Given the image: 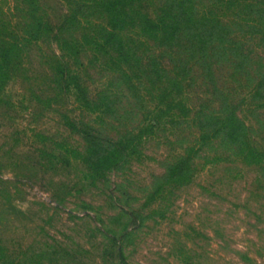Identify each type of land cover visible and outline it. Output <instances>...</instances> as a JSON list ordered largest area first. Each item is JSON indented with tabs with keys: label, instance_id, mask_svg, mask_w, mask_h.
Instances as JSON below:
<instances>
[{
	"label": "rangeland",
	"instance_id": "374dc122",
	"mask_svg": "<svg viewBox=\"0 0 264 264\" xmlns=\"http://www.w3.org/2000/svg\"><path fill=\"white\" fill-rule=\"evenodd\" d=\"M84 1L0 0V18L22 36L0 52V264H264V157L250 164L217 144L188 181L167 175L196 142V113L218 106L211 87L195 76L190 119H156L150 82L131 91L89 45L65 50L63 38L80 36L63 26L78 3L102 20ZM248 48L264 64V45ZM217 75L264 153L260 78L227 66ZM82 124L103 144L125 137L123 166L86 164Z\"/></svg>",
	"mask_w": 264,
	"mask_h": 264
},
{
	"label": "trees",
	"instance_id": "16d2710c",
	"mask_svg": "<svg viewBox=\"0 0 264 264\" xmlns=\"http://www.w3.org/2000/svg\"><path fill=\"white\" fill-rule=\"evenodd\" d=\"M84 2L89 3V10L102 9V20L80 15L83 2L78 3L79 8L66 16L63 26L69 25L72 32L80 31V36L72 34L70 38H63L65 50L71 53L82 48V43L89 45L96 55L109 58L131 91L137 82H150L158 101L154 109L156 119H190L193 109L185 95L195 76L211 87L218 106L202 107L196 113L193 119L198 129L196 142L168 167L167 175L188 181L195 159L217 144H226L230 151L250 164L262 161L264 153L249 143L248 125L240 116L232 94L217 82V74L223 66L248 75L253 70L260 78L253 93L256 91L264 97V64L255 63L248 48L252 40L264 45V0ZM28 28L27 35L37 31L32 25ZM19 33L0 18V52L15 49L22 38ZM72 76L77 75L67 78ZM61 77L65 78L66 74ZM78 83L81 88V80ZM82 125L86 127L80 130L87 145L86 164H106L108 168L123 166L128 151L125 137L106 135L108 143L103 144L99 142L102 133L97 128Z\"/></svg>",
	"mask_w": 264,
	"mask_h": 264
}]
</instances>
